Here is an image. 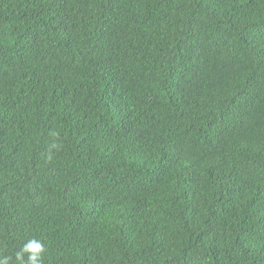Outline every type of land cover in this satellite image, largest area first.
Masks as SVG:
<instances>
[{
  "label": "trees",
  "instance_id": "obj_1",
  "mask_svg": "<svg viewBox=\"0 0 264 264\" xmlns=\"http://www.w3.org/2000/svg\"><path fill=\"white\" fill-rule=\"evenodd\" d=\"M33 238L264 264V0H0V256Z\"/></svg>",
  "mask_w": 264,
  "mask_h": 264
},
{
  "label": "clouds",
  "instance_id": "obj_2",
  "mask_svg": "<svg viewBox=\"0 0 264 264\" xmlns=\"http://www.w3.org/2000/svg\"><path fill=\"white\" fill-rule=\"evenodd\" d=\"M57 144H52L49 148L47 159H53L52 149L58 148ZM45 246L38 239H31L23 245V247L15 253V262L11 256H0V264H42V253Z\"/></svg>",
  "mask_w": 264,
  "mask_h": 264
}]
</instances>
